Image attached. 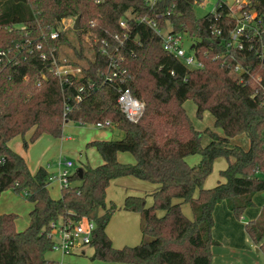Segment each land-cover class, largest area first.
Instances as JSON below:
<instances>
[{
    "label": "trees",
    "instance_id": "1",
    "mask_svg": "<svg viewBox=\"0 0 264 264\" xmlns=\"http://www.w3.org/2000/svg\"><path fill=\"white\" fill-rule=\"evenodd\" d=\"M202 1L158 0L149 7L144 0H102L99 4L94 0H0V50L12 49L11 56L16 55L15 64L0 65V194L12 189L31 204L28 225L22 231L15 229L16 214L0 213V264H57L45 257L53 243V224L83 217L96 224L91 260L210 264V248L216 244L211 236L215 206L225 202L240 219L253 206V196L264 192V80H256L264 78V61L247 49L227 51L224 40L232 27L228 9L216 4L214 11L196 18L193 6ZM251 1L263 14L264 0ZM77 16L79 31L50 39L49 33L58 29L61 19ZM140 18L156 20L161 29L169 26L174 34H187L200 67L186 68L168 55ZM122 19L125 29L119 26ZM91 21H95L94 33L109 42L116 70H125V75L118 71L111 83H104L101 76L113 70L109 69L110 57L100 55L96 47H88L91 58L86 60L82 54V31ZM216 29L222 34L216 36ZM26 40L32 41V53L25 48ZM37 43L41 50L35 49ZM16 44L22 46L18 51ZM64 47L74 50L77 59L86 60V66L67 61L82 72L66 82L54 76L39 57L40 52L48 55L55 49L61 63ZM237 64L244 69L242 74L233 71ZM80 87L81 100L77 101ZM122 89L144 103L136 123L129 122L116 104ZM188 100L195 104L197 117L209 112L215 128L222 131L220 136L205 130L210 138L207 146H202V134L194 129L183 108ZM70 121L113 127L121 139L87 143L86 148L96 149L102 164L94 168L81 165L82 175L71 174L59 198L53 199L46 170L39 167L31 174L24 159L7 144L30 130L29 143L43 134L60 138L63 126ZM241 135L248 139L246 150L230 144ZM27 145L24 141L23 148ZM119 152L131 154L135 163H119ZM195 155L200 161L190 166L186 158ZM220 157L227 161L219 172L225 182L204 189L213 162ZM125 176L156 188L150 194L153 206L147 209L137 197L125 198L122 209L140 214L142 239L138 246L114 249L104 230L115 207L105 210V191L112 180ZM182 203L189 204L192 220L181 212ZM156 211L163 215L157 217ZM245 232L264 250V206L258 218L245 225Z\"/></svg>",
    "mask_w": 264,
    "mask_h": 264
},
{
    "label": "rangeland",
    "instance_id": "2",
    "mask_svg": "<svg viewBox=\"0 0 264 264\" xmlns=\"http://www.w3.org/2000/svg\"><path fill=\"white\" fill-rule=\"evenodd\" d=\"M218 0H203L202 3L193 6V12L196 18H201L207 13L213 11L214 7L216 6ZM228 3L231 0H227ZM166 29H170L169 26H166ZM165 29V30H166ZM191 40L187 34H183V46L184 48H188L191 45ZM83 48V56L87 59L91 58L92 52L88 48V44H85ZM64 52L60 53V59L71 60V61H78L80 65L86 66V60L77 59L74 50L69 48H61ZM76 49L80 51V47L76 44ZM65 55V56H64ZM183 108L186 111L188 117L192 121L193 127L196 131H199L202 134V146H207L210 141L209 136L205 133V130H210L211 132L216 133L217 135L222 136V131L219 128H215L214 126V118L209 112H203L201 117H197L196 115V106L195 104L188 100L183 104ZM110 127H104V130H99L95 127V124L91 125H80L78 122H67L62 129V134L60 138H53L51 136H40L36 141L33 143H29V135L30 132L26 133L24 137H17L15 141L21 146L23 151H27L29 154V163L30 169L33 172L37 168V164L39 161L46 166V169L50 170V173H53V179L50 181V185L48 187L49 195L53 199H57L60 196V185L61 182L58 179V173L62 170V164L66 161H71L74 166L70 170V174H73L78 170L81 163L89 162L90 165H93L95 162H98L99 154L95 148H86L85 141L84 143L81 142L80 136L84 134H93V133H105V136L109 138L108 140H117L121 139V133L115 130L107 129ZM99 131V132H98ZM94 136V134H93ZM57 141H61V145L58 144ZM100 140V139H95ZM107 140V141H108ZM27 142L28 145L26 148L23 147V142ZM89 141V140H88ZM49 142L53 144L48 152H46V148L49 146ZM87 142V141H86ZM85 144V145H84ZM231 145L240 146L242 149H248V139L245 135L237 136L234 139L230 140ZM25 149V150H24ZM98 157V158H97ZM48 166V168H47ZM59 170V171H58ZM224 170V169H223ZM212 174V173H211ZM209 175L207 177L208 182L213 181V188L216 186L217 181H220L218 174L216 173V169L214 170V174ZM52 177V175L50 174ZM215 178V179H214ZM214 179V180H213ZM144 184V182H141ZM138 185V186H137ZM137 187H130L135 188L138 190L137 195H141L144 192V188L137 184ZM122 190L119 186L118 182H112L107 189L106 192V200L108 205L119 207L116 203V198L118 193H121ZM258 194V193H256ZM150 198V197H148ZM149 202L148 199H146ZM261 202V198H254L253 206L248 208L247 210H260L259 203ZM153 203V200L150 205ZM188 208V206H186ZM189 209V208H188ZM30 210V206L27 203V200L23 194H16L12 189L5 190L2 194H0V213H14L17 215L16 222H15V229L17 231H22L28 224V212ZM244 213L240 217V219H236L233 216V220L237 223V227H234L230 230L231 236L225 237L227 235V231L225 227H223L222 223L216 222L215 230L217 228V235L220 236L221 242L218 245H214L210 248L211 254V261L210 264H264V250L260 248V244L256 245L259 249L258 252L255 251V247L250 240H248L247 235L245 233V225L249 223L248 215ZM118 214H114L110 217V222L108 224V229L110 232L112 230L113 225L117 219ZM187 217H191L190 210L186 211ZM122 218L129 224V221L126 216L122 215ZM218 220H220V216H218ZM234 224V225H235ZM116 228L118 226L116 225ZM129 232L127 234V243H124L120 247H115L113 241L111 242L116 249H122L124 247H135L141 243V233L136 225V230H133L131 226L128 227ZM116 233V231H114ZM108 235V234H107ZM118 236L114 235V243L118 245ZM54 239V238H53ZM229 239V242L227 240ZM247 239V241H246ZM55 240V239H54ZM80 250H84V255L73 256L71 254H63L65 256H61L58 254L59 252L53 251L50 252L48 255L52 261H56L57 264H105L103 261L100 260H91L93 255V248L90 245L83 246L79 248L75 252H79ZM74 252V253H75Z\"/></svg>",
    "mask_w": 264,
    "mask_h": 264
},
{
    "label": "built area",
    "instance_id": "3",
    "mask_svg": "<svg viewBox=\"0 0 264 264\" xmlns=\"http://www.w3.org/2000/svg\"><path fill=\"white\" fill-rule=\"evenodd\" d=\"M102 0H94L95 3L99 4ZM158 0H144L145 4L149 7H153ZM216 4L225 5L228 9V16L230 20L228 22L232 27L228 31V35L224 40L225 48L227 51H241L247 49L248 51H253L259 61H264V13L260 14L258 10L253 6L251 0H231L230 3L227 0H218ZM215 9V7H214ZM213 9V11H214ZM168 15V13H167ZM161 17V16H158ZM76 17H67L60 20L58 29L52 30L49 33L51 40H57L61 33L67 31H74V21ZM140 23H144L156 37L161 41L163 50L173 57L179 59L186 68H197L200 64L196 62L193 55V50L190 47L184 48L183 46V34H174L170 29H161L158 22L154 19L140 18L138 20ZM119 26L122 29L126 28V23L122 19L119 22ZM95 27V21H91L88 27L82 32L83 43L88 44L92 49L96 47V51L103 56L110 57L109 69L113 68L110 74H103L102 80L104 83H111L113 79L117 76L118 71L116 65V59L112 58L109 51V42L104 38H99L93 31ZM24 30V27H20ZM216 36L221 35V31L216 29L214 31ZM113 38L120 42V37L114 35ZM121 43V42H120ZM32 41H25V48L28 53H32L31 48ZM122 44V43H121ZM15 50H20L21 45L16 44ZM36 50H41V44H35ZM11 50H0V65L4 62L15 64L16 55L11 56ZM39 57L43 62L48 63L49 71L53 72V75L58 77L60 81L66 82L68 79L78 76L81 74V67L71 66L67 64V60H60L58 62L55 56V49H51L48 55L45 52H40ZM236 74H242L244 69L240 65H235L234 70ZM121 74L125 75V70L119 71ZM42 78L45 76L42 74ZM258 82L264 80L261 77L256 78ZM125 79H122L123 83ZM93 85L89 84V88ZM83 88L80 87L76 100H81L80 93ZM116 104L120 112L125 116V118L131 122L136 123L142 116L144 110V103L136 98H134L128 89H122L116 98ZM97 128H104L105 126L97 123L95 124ZM63 168L58 173V179L61 182V187L66 186L68 183V177L70 174V169L73 166L71 161H66L62 164ZM96 229V224L94 220L88 218H81L79 221H64L57 222L53 224L52 229V247L51 250L60 252L62 254H73L74 251L82 248L83 246L90 245L92 240V235ZM55 240H54V239Z\"/></svg>",
    "mask_w": 264,
    "mask_h": 264
},
{
    "label": "crops",
    "instance_id": "4",
    "mask_svg": "<svg viewBox=\"0 0 264 264\" xmlns=\"http://www.w3.org/2000/svg\"><path fill=\"white\" fill-rule=\"evenodd\" d=\"M81 125V124H80ZM99 130H104L103 128H98ZM107 129H112V130H115V131H117L115 128H113V127H110V128H107ZM28 132H30V135H31V133H32V130H30V131H28ZM27 132V133H28ZM99 132V131H98ZM118 132V131H117ZM119 133V132H118ZM93 134H94V136H93ZM93 134H89V136H87L86 134H84V135H81L80 136V140H81V142L82 143H84L83 141H85V144H87V143H89V142H91V141H94L95 139H100V140H103V141H107L109 138H107L106 136H105V133L103 134V133H93ZM30 135H29V138H30ZM43 135H45L46 136V134H43ZM43 135H41V136H43ZM119 135H120V133H119ZM47 136H49V135H47ZM17 137H19V136H17ZM17 137H15V138H13V139H11L9 142H8V147L13 151V152H15L16 154H18V155H20L23 159H24V161H25V163H26V165H27V168H28V170H29V172L31 173V174H34L35 172H36V170L39 168V167H43L45 170H46V172L50 175H52V177L50 176V180L51 179H53V173H50V170H48V169H46V166L45 165H43V163L41 162V161H39L38 162V166H37V168H36V170L33 172V170H31L30 169V163H29V154H28V152L27 151H23L22 149H21V146L18 144V142L17 141H15L16 140V138ZM89 140V141H88ZM36 141V140H35ZM87 141V142H86ZM56 142H58V144H62L61 143V141H57V139H56ZM56 142H54V143H51V142H49V146H48V148H46V152H48L49 150H50V148H51V146L53 145V144H56ZM84 144V145H85ZM23 148V147H22ZM25 150V149H24ZM90 150H93V148L92 149H90ZM98 158V157H97ZM116 160L119 162V163H122V164H134L135 163V160H134V158H133V156L131 155V154H129V153H126V152H119V153H117V155H116ZM98 162H95L93 165H90L89 164V162L87 161L86 163H81V164H87V165H89L90 167H97V166H99V165H101L102 164V159H101V157L99 156V158H98V160H97ZM200 161V156H198V155H195V156H189V157H187L186 158V162L190 165V166H193V165H196L198 162ZM230 161L232 162L233 161V159H230ZM73 166H74V164H73ZM73 166L71 167V169L73 168ZM226 166H227V161H226V159H224V158H222V157H220V158H217V159H215V161L213 162V167H212V174H214V170L216 169V173L218 174V176H219V172L221 171V170H223V169H225L226 168ZM47 168H48V166H47ZM62 168H63V166H62ZM70 169V170H71ZM59 171V170H58ZM77 171V170H76ZM211 174V175H212ZM219 178H220V181L218 180L217 181V183L218 182H221V183H224L225 182V180H224V178H221L220 176H219ZM215 179V178H214ZM213 179V180H214ZM51 182V181H50ZM112 182H118L119 183V186H120V188H121V190H122V192L121 193H118V196H117V198L115 199L116 200V203H117V205L119 206L118 208L116 207V206H114L115 207V210H114V212H112L111 213V215H110V217L112 216V215H114V214H118L117 215V219H116V221H115V223H114V225H113V228H112V230H114V231H116V233L113 231V232H110L111 230L110 229H108V224H109V222H110V217H109V220H108V222H107V225H106V227H105V234H106V236H107V238L109 239V241H110V243L113 241V244L115 245V247H120L121 245H123L124 243H127V234H128V232H129V226H131L132 227V229L133 230H136V225L138 224V227H139V231H140V233H141V217H140V214L138 213V212H130V211H125V210H123L122 209V207H123V203H124V200H125V198L126 197H128V196H133V197H137L139 200H141V201H143V208L144 209H147V208H150V207H152L153 206V203L150 205L149 203H151V201H152V198H151V196H150V194L153 192V190L156 188V186L155 185H153V184H151V183H149V182H146V181H142V180H139V179H137V178H134V177H131V176H125V177H120V178H117V179H114V180H112L110 183H109V185L112 183ZM141 182H144V184L145 185H143V183H141ZM137 184H140V186L142 187V188H144V192L141 194V195H137V191L138 190H135V188H130V187H137L138 185ZM50 185V184H49ZM135 185H137V186H135ZM213 186V181H210V182H208V179L206 178V180L204 181V183H203V188L204 189H210L211 187ZM49 187V186H48ZM60 189H61V186H60ZM107 189H108V187H107ZM107 189H106V191H105V210H107V209H109L110 207H111V205L109 206L108 205V203H107V200H106V192H107ZM3 193V192H2ZM1 193V194H2ZM197 194H198V192L197 191H195V193H194V197H196L197 196ZM148 197H150V198H148ZM254 198L256 199V198H261V202L258 204L259 205V208L258 209H260V210H245V214H247L248 212H251V214H249L248 215V220H249V222H252V221H254V220H256L257 218H258V216H259V214H260V212H261V210H262V208H263V206H264V192H259L258 194H255L254 196H253V200H254ZM146 199H148L149 200V202H147L146 201ZM28 203V202H27ZM174 203H180V201H178V200H174ZM29 204V206H30V209H31V204L30 203H28ZM186 206H188V208L186 207ZM180 209H181V212L183 213V215L186 217V218H188V219H190V220H192V218H193V215H192V212H191V208H190V206H189V204H185V203H182V204H180ZM187 210H190V212H191V217H187V215H186V211ZM30 211V210H29ZM104 213V211L102 210V211H100V214H103ZM122 215L123 216H126V218L128 219V220H130L129 221V224H127L126 223V221L122 218ZM156 215H157V217H160V216H162L163 215V212H161V211H156ZM218 216H220V220H218ZM16 222V221H15ZM216 222H219V223H222V225H223V227H225L226 228V230H228L227 231V235H225V237H227L228 235L229 236H231V234H230V230L231 229H233L234 227H237L238 225H236L237 223L233 220V214L229 211V209L227 208V205H226V203L225 202H221V203H219V204H217L216 206H215V208H214V210H213V228H212V230H211V236H212V238H213V240L216 242V244L215 245H218V243L220 244V240H221V238H220V236L219 235H217V228H216V230H215V224H216ZM236 224H235V223ZM235 224V225H234ZM28 225V224H27ZM116 225L118 226V228H116ZM27 227V226H26ZM25 227V228H26ZM24 228V229H25ZM246 233V232H245ZM108 234V235H107ZM114 235L115 236H118L117 237V240H118V245H116L115 243H114ZM141 235V234H140ZM247 235V234H246ZM247 238H248V240H250L249 239V237H248V235H247ZM141 239H142V236H141ZM246 241H247V239H246ZM227 242H229V239L227 240ZM250 242H252L251 240H250ZM253 243V242H252ZM112 243H111V246H112V248H114ZM253 245H254V247H255V251L256 252H258L259 251V249L260 248H258L254 243H253ZM114 249H116V248H114ZM77 251V250H76ZM50 252H52V250L50 251ZM50 252H48L46 255H45V257L48 259V260H51V258L48 256L49 254H50ZM57 252V251H56ZM75 252V251H74ZM58 254H60L61 256H65V255H63L62 253H58ZM71 255H73V256H78V255H84V250H80L79 252H75V253H73V254H71ZM105 263V262H104ZM105 264H111V263H105Z\"/></svg>",
    "mask_w": 264,
    "mask_h": 264
},
{
    "label": "water",
    "instance_id": "5",
    "mask_svg": "<svg viewBox=\"0 0 264 264\" xmlns=\"http://www.w3.org/2000/svg\"><path fill=\"white\" fill-rule=\"evenodd\" d=\"M79 21H80V17H76L75 18V21H74V26H73V30L74 31H79L80 30V24H79ZM193 49V45L190 47V50H192ZM77 174H78V176H81L82 175V170H81V168H79L77 171Z\"/></svg>",
    "mask_w": 264,
    "mask_h": 264
}]
</instances>
